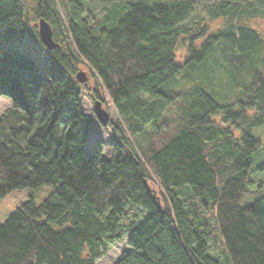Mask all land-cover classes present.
Returning <instances> with one entry per match:
<instances>
[{"label": "trees", "instance_id": "obj_1", "mask_svg": "<svg viewBox=\"0 0 264 264\" xmlns=\"http://www.w3.org/2000/svg\"><path fill=\"white\" fill-rule=\"evenodd\" d=\"M56 1L65 21L34 0L57 44L45 49V76L3 48L27 29L44 46L19 0H0V97L11 101L0 114V198L53 188L0 225V264H95L134 207L146 216L114 264H264V196L241 205L260 147L249 130L264 122V35L250 26L264 20V0L206 5L197 19L199 0H123L95 17L92 0ZM216 48L232 74L222 94V82L190 76ZM80 65L97 82L86 93L102 105L106 93L124 124L112 126L109 161L86 147L94 122L67 105L79 99ZM177 76L189 83L182 95L164 89ZM215 239L222 260L209 252Z\"/></svg>", "mask_w": 264, "mask_h": 264}, {"label": "rangeland", "instance_id": "obj_2", "mask_svg": "<svg viewBox=\"0 0 264 264\" xmlns=\"http://www.w3.org/2000/svg\"><path fill=\"white\" fill-rule=\"evenodd\" d=\"M123 0H92L85 4V13L90 17L97 16L100 12L109 8L114 3H119ZM232 0H199L201 6V11L193 12L192 19L203 18L205 17V11L202 10L206 5L217 4L219 2H228ZM51 4L57 7L59 10V15L63 21H65L64 13L58 7L56 0H50ZM19 3L22 4L25 9L29 25L31 28L37 27V20L35 21L34 9L35 2L34 0H19ZM208 7V6H207ZM210 26L215 29L220 26L219 21L210 22ZM250 26L255 29L258 33L264 35V20L260 17L252 19ZM212 31V29H211ZM3 48L7 49H16L27 56H30L35 61V66L38 68L45 76L49 71V66L47 63V53L44 47L40 46L37 42L34 41L32 37V32L26 30V35L22 39H12L6 42ZM264 52H260V57H263ZM65 67V66H64ZM80 70L85 73L86 82L90 87H96L97 82L89 74V70L83 65L79 66ZM213 70V71H211ZM229 67L221 55L219 48H216L211 54L209 61L206 66L198 67L194 70L193 73H190L192 80H206L211 78L215 83L222 82V87L219 89L221 92L225 90L229 91L230 88V78L229 77ZM211 73V75H210ZM210 75V76H208ZM208 76V77H207ZM230 76H232L230 72ZM75 80V77L72 76ZM76 82V81H75ZM78 83V82H77ZM189 85L188 81L185 80L184 76H177L167 83L164 89L170 93L178 92L181 94L183 89ZM82 83H78L77 90L79 91V99L77 101H70L68 106L78 105L81 111L87 115L95 124V130L93 134L88 138L86 147L95 151L99 149L102 152L103 158L106 161L110 160L112 155V146L113 143L118 142L119 137L114 132L112 126L114 124H119L123 127L124 124L114 109L109 97L106 93L102 92L101 96L103 98V108L109 113V124L107 126H102L95 117L93 100L86 93L83 88ZM182 95V94H181ZM11 107V101L8 98L0 97V114L5 113ZM124 129L123 136L129 137L127 131ZM249 133L253 138L260 142V147L254 152L251 159V166L248 173V180L250 181L248 185V194L241 201L242 206L253 204L259 198L264 196V122L260 126L253 127L249 130ZM123 155H126L127 151L125 149L121 150ZM53 188L50 186L43 185L35 190L30 189H19L11 192L6 195L4 198H0V225L5 222L8 215L13 212L20 204L32 199L36 205H39L51 192ZM146 216L145 210L141 207H134L130 213L120 220V227L115 232L116 237L108 240L106 243L100 246L101 255L96 259L95 264H114L120 257V254L128 250L127 239L129 236L130 229L133 225L143 220ZM210 254L218 259H223V254L221 253V244L219 239H215L210 243Z\"/></svg>", "mask_w": 264, "mask_h": 264}, {"label": "water", "instance_id": "obj_3", "mask_svg": "<svg viewBox=\"0 0 264 264\" xmlns=\"http://www.w3.org/2000/svg\"><path fill=\"white\" fill-rule=\"evenodd\" d=\"M37 33L41 43L46 50L53 51L57 47L56 42L53 40V33L50 25L42 18L38 20ZM75 79L77 82L82 83L84 86H87L85 74L81 70L77 71ZM93 108L95 117L98 122L102 126H107L110 123L109 113L106 109L103 108L102 103L98 100L93 101Z\"/></svg>", "mask_w": 264, "mask_h": 264}, {"label": "bare ground", "instance_id": "obj_4", "mask_svg": "<svg viewBox=\"0 0 264 264\" xmlns=\"http://www.w3.org/2000/svg\"><path fill=\"white\" fill-rule=\"evenodd\" d=\"M111 158V157H110Z\"/></svg>", "mask_w": 264, "mask_h": 264}, {"label": "flooded vegetation", "instance_id": "obj_5", "mask_svg": "<svg viewBox=\"0 0 264 264\" xmlns=\"http://www.w3.org/2000/svg\"><path fill=\"white\" fill-rule=\"evenodd\" d=\"M86 77V76H85Z\"/></svg>", "mask_w": 264, "mask_h": 264}]
</instances>
